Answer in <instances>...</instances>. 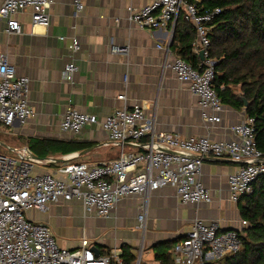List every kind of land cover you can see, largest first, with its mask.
<instances>
[{"label": "crops", "instance_id": "1", "mask_svg": "<svg viewBox=\"0 0 264 264\" xmlns=\"http://www.w3.org/2000/svg\"><path fill=\"white\" fill-rule=\"evenodd\" d=\"M152 1L81 0L84 9L76 13L74 0H53L48 10V28H32L30 11L26 10L15 16L21 27L17 35L5 32L3 20L0 55L7 57L17 76L28 78V104L34 118L22 126L14 122L12 127L3 128L1 133L7 140L1 146L13 155L20 149L32 154L28 148L33 140L82 146L66 154L55 150L51 155L54 159L50 160L53 165L41 161L35 168L37 174L53 173L65 163L116 160L121 149L107 142L100 126L85 127L79 137H72L60 131L59 121L69 108L102 121L114 110L134 104L143 108L157 132L182 138L207 137L215 142L232 140L230 128L244 119V112L224 106L220 124H206L189 85L178 82L171 70L163 68L166 54L157 46L171 51L169 60L181 57V38L175 24L148 30L139 29L127 20L128 8L140 9ZM73 38L80 45L77 52H72ZM188 42L185 38L184 44ZM110 45L126 46L128 54L113 55ZM69 63L77 67L71 81L64 77ZM200 63L198 57L196 65ZM120 95L125 96L124 100L118 99ZM129 149L136 150L132 147L125 150ZM59 159L64 161L57 162ZM237 168L238 164L226 159L203 161L199 180L211 195L208 204H181L175 189L165 187L144 197L120 200L106 219L93 214L84 216L76 200L49 205L44 212L28 211L26 219L46 226L60 248L77 249L82 238H86L98 255L121 252L125 264H133L139 258L143 263L162 264L156 258L157 253L168 255L169 263L173 264L171 250L186 238L194 220L205 225L219 222L222 232L240 226L243 220L238 206L228 199V177ZM141 215L142 229L137 218Z\"/></svg>", "mask_w": 264, "mask_h": 264}, {"label": "built area", "instance_id": "2", "mask_svg": "<svg viewBox=\"0 0 264 264\" xmlns=\"http://www.w3.org/2000/svg\"><path fill=\"white\" fill-rule=\"evenodd\" d=\"M52 2L2 0L0 24L5 20L7 34H20V23L15 16L29 10L31 27L46 29ZM201 3L202 0H153L140 9L128 8L127 20L139 29L148 30L174 25L180 16L192 24L196 38L191 53L196 56L203 53V61L197 68L181 58L169 60L172 53L168 48L157 46V49L166 54L163 68L171 70L178 82L189 85L202 120L216 125L221 122L224 106L212 87L215 63L208 58V50L211 24L221 10L203 11ZM74 6L76 13L84 9L81 0H74ZM115 21L119 23L118 19ZM71 48L72 52L79 50L77 39L71 40ZM109 50L118 56L129 51L128 47L118 45H110ZM76 72L77 67L69 63L64 70L65 79L71 81ZM29 89L28 78L17 76L7 57L1 54L0 129L10 128L14 122L22 126L34 118L28 104ZM124 98L118 96L120 100ZM90 126H100L107 142L120 147L116 160L65 163L53 173L37 174L35 168L41 161L31 159L26 149L17 150L14 157L0 154V264H125L119 251L96 255L86 238H82L77 249L60 248L46 226L26 219L28 211L44 212L49 205L76 200L84 216L93 214L106 219L120 200L144 197L165 187L175 189L181 204H208L211 195L199 180L205 159H226L238 164L228 177V199L233 204L250 194L252 183L264 175V153L256 146L254 120L246 116L230 128L234 138L225 142L157 132L138 104L118 108L102 121L69 108L59 121L60 131L72 137H79ZM131 147L136 150H125ZM137 218L142 229L144 217ZM247 226L246 221H241L237 229L222 232L219 222L205 225L194 220L186 238L171 250L173 264H220L241 249L240 234ZM133 264L147 263L139 258Z\"/></svg>", "mask_w": 264, "mask_h": 264}, {"label": "trees", "instance_id": "3", "mask_svg": "<svg viewBox=\"0 0 264 264\" xmlns=\"http://www.w3.org/2000/svg\"><path fill=\"white\" fill-rule=\"evenodd\" d=\"M201 7L221 10L209 36L208 58L215 63L212 87L223 106L243 111L254 120L256 146L264 153V0H202ZM189 24L181 16L174 29L181 38L180 58L197 68L198 56L191 53L196 33ZM241 98L247 101L246 107ZM69 145L33 140L28 150L39 161L53 165L51 155L56 151L66 154L82 148ZM237 206L248 226L240 234L241 249L220 264H264V175L252 183V192L240 197ZM156 258L162 264L171 262L164 253H157Z\"/></svg>", "mask_w": 264, "mask_h": 264}, {"label": "rangeland", "instance_id": "4", "mask_svg": "<svg viewBox=\"0 0 264 264\" xmlns=\"http://www.w3.org/2000/svg\"><path fill=\"white\" fill-rule=\"evenodd\" d=\"M2 130L3 129H0V154H7V155L11 156L13 154L10 153L8 150L4 149L3 146H1L7 140L6 137L1 133ZM11 157H14V155ZM127 221H128V224L131 225V222H130L131 220L128 219ZM150 254L154 255L153 253H150Z\"/></svg>", "mask_w": 264, "mask_h": 264}, {"label": "water", "instance_id": "5", "mask_svg": "<svg viewBox=\"0 0 264 264\" xmlns=\"http://www.w3.org/2000/svg\"><path fill=\"white\" fill-rule=\"evenodd\" d=\"M198 57L200 58L201 61H203V53L202 52H199ZM241 100L244 104V107H246L248 105L247 101L244 98H241ZM27 153L31 159L38 160V158H36L34 155L30 154L28 151H27ZM63 161L64 160H62V159L57 160V162H63ZM216 161H218V160H216ZM93 251L95 252L96 255H98L96 250L93 249Z\"/></svg>", "mask_w": 264, "mask_h": 264}]
</instances>
